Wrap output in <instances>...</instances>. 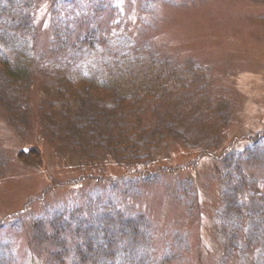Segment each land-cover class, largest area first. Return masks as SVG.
Masks as SVG:
<instances>
[{"label": "rangeland", "instance_id": "rangeland-1", "mask_svg": "<svg viewBox=\"0 0 264 264\" xmlns=\"http://www.w3.org/2000/svg\"><path fill=\"white\" fill-rule=\"evenodd\" d=\"M115 126L162 166L118 168ZM49 263L264 264V0H0V264Z\"/></svg>", "mask_w": 264, "mask_h": 264}, {"label": "trees", "instance_id": "trees-1", "mask_svg": "<svg viewBox=\"0 0 264 264\" xmlns=\"http://www.w3.org/2000/svg\"><path fill=\"white\" fill-rule=\"evenodd\" d=\"M19 10L20 9H17V11H19ZM10 12L16 13V10H11ZM27 20H28V18H27ZM29 23L31 25V29L35 30L36 26L33 23V21L29 20ZM27 29H30V27ZM27 29H25V30H27ZM66 31H67V34L65 36L66 39H72L75 42V44H76V42H78V44L81 45L80 42H83V38H81V36L83 34H85V32L83 30L74 28V29H68ZM28 37L30 38L29 34H28ZM59 42H61L59 37L58 38L54 37L52 39H49V44H51V45H54V44L59 43ZM25 71H27V70H25ZM11 74H14V76H17L18 74L22 75V72L21 71H12ZM23 74H24V72H23ZM22 76H24V75H22ZM138 83L139 82L130 81L126 77H120V78L115 77L114 79L110 80V84H109L110 89H111V92H113L114 96H115V98H114L115 103L114 104L119 110H122L127 106L126 103L129 99L134 101V102H142L143 99L146 98L144 92H145V89H148V88L143 87L142 85H139ZM146 109L148 110V117L144 116L140 119V123H143V125H148L151 121H153V118L155 117V113L151 108L146 106ZM123 115L132 117V116H134V113L132 112L130 114H123ZM112 118H113V116H112ZM106 128H107V126H103L99 135L102 136L104 131L106 130ZM115 128L119 129L118 139L116 140L114 138L112 141H110V144L115 149L114 155L118 158L115 162H116L118 168H120L123 172H125V170H129V168L133 165V168H131V171L136 172V170L142 171L146 167L148 168V166L150 164H153V163L155 164V166L157 168L162 166L161 163L156 162V160L159 157V154H157L155 156L152 155L151 156L152 161L148 164H144V165L137 164L139 161V158L141 156L140 151L142 148H146V145L148 144V143H146L147 141L144 144H141V143L133 140V138H134L133 134H131V133L128 134L124 129H121V127L118 128L117 126H115ZM22 151H24V150H22ZM27 157H28V154L26 155L25 152H22L20 154V159L25 160ZM30 158H36L37 162H40L38 160V153L37 152H34V155H30ZM36 160H31V161H36ZM164 168H166V167H164ZM169 169H171V168H169ZM173 170H176V169H173ZM92 171H93V169H92ZM133 172H131L130 175H132ZM78 185H79V182L76 183L75 187H78ZM81 211H83V212L81 214L82 219H80V226H85V223L87 221H90L92 218L86 216L84 214L85 213L84 210H81ZM87 218H89V219H87ZM61 219L65 220L67 218L65 216H63ZM84 219H87V221H82ZM93 221L96 224H93L92 226L86 227L85 230L81 229V231H78V228L75 227V220L73 219L71 222L64 223L66 233H63L61 236H60V234H57L58 235L57 237L52 235V234H55V230L52 229L53 226H50L47 229H45V235L42 236L39 234L38 239H39V241L42 242L40 249L37 248V242L35 240H33L35 242V250H37L39 252H45L46 254H48L46 261H51V255H52L51 253H55V252H57V254H59L60 256L64 257V259L67 260L70 257L69 255H67V253L73 254V253H75L76 250H79V249L84 250L83 245L85 243H87V242L81 240L84 233H87L90 235L91 233H96L97 231L100 230L97 228V219L95 218ZM199 226H202L201 219H199ZM198 230L200 233L201 228H199ZM79 232L82 235H80ZM46 233H48V234H46ZM66 234H67V237H69V239L66 237ZM75 234H76V239L71 237V235L75 236ZM75 241H76V244H75ZM102 241L103 240L101 239V242ZM63 242H65V243L67 242V245L70 249L69 252H67V247L65 249L62 248ZM58 245H59V247H58ZM94 246H96L95 243H94ZM15 249H16V245L13 247V251ZM219 258H221V256ZM177 260H176V262H177Z\"/></svg>", "mask_w": 264, "mask_h": 264}]
</instances>
